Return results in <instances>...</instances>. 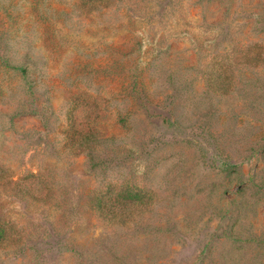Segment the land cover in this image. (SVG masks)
<instances>
[{
	"label": "rangeland",
	"instance_id": "obj_1",
	"mask_svg": "<svg viewBox=\"0 0 264 264\" xmlns=\"http://www.w3.org/2000/svg\"><path fill=\"white\" fill-rule=\"evenodd\" d=\"M256 55L264 0H0V159L45 199L1 195L31 240L0 264H264ZM70 119L113 140L75 154ZM115 182L124 223L92 207Z\"/></svg>",
	"mask_w": 264,
	"mask_h": 264
},
{
	"label": "trees",
	"instance_id": "obj_2",
	"mask_svg": "<svg viewBox=\"0 0 264 264\" xmlns=\"http://www.w3.org/2000/svg\"><path fill=\"white\" fill-rule=\"evenodd\" d=\"M115 1L120 0H76L77 6L84 10L86 13H92L99 10H106ZM130 3L133 0H128ZM133 7V5H132ZM151 14L152 12H143V15ZM264 62V58L260 55L250 56L247 63L250 65H259ZM32 84H29L31 87ZM20 108L17 106L16 114H19ZM69 128L67 129V140L65 146L69 149L79 145V151L74 153H81L88 151L90 154L94 153L98 146L104 143H109L113 138H101L98 132L93 128L84 132L76 126V121L69 120ZM13 118H11V125H13ZM13 170L10 166H7L0 159V198L1 195L10 194L16 199L26 202H39L45 201L41 197L42 187L39 181L35 180H23L19 177L13 179ZM129 182V181H127ZM108 192L111 195L101 196L92 200V207L98 212L99 217L106 222L110 223H124L126 219L133 216V211L136 209L135 195L133 194V185L125 182H115L108 186ZM31 240V236L24 231V228L19 225V222L7 216L1 208L0 204V254L12 253L21 251L25 248L26 244ZM65 250H70L66 247Z\"/></svg>",
	"mask_w": 264,
	"mask_h": 264
}]
</instances>
